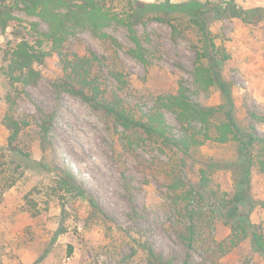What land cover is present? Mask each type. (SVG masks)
<instances>
[{
	"label": "rangeland",
	"instance_id": "obj_1",
	"mask_svg": "<svg viewBox=\"0 0 264 264\" xmlns=\"http://www.w3.org/2000/svg\"><path fill=\"white\" fill-rule=\"evenodd\" d=\"M141 1L163 5L199 1L208 7L233 1L245 9L264 7V0ZM18 14L21 21L0 26V264H264L263 254L249 238L231 247L232 224L215 211L218 203L212 205L204 197L198 205L195 193L189 205L182 194L185 189L199 192L201 169L220 198H232L249 185V198L240 208L250 212L264 234V173L251 167V180L245 181L241 141L208 140L185 155L176 146L126 130L111 115L56 90L54 84L64 73L58 52L36 64L41 72L37 84L14 93L3 66L11 47L28 36L32 23L41 22ZM211 14L208 27L230 56L221 73L232 87L239 135L245 141L251 132L259 136L249 154L255 158L260 139L264 140V21L245 23L238 17L215 19ZM178 24L181 33L175 36L165 21L137 23L148 50L146 63L130 54L135 44L128 29L118 24L108 31L120 46L85 29L65 42L64 51L108 57L110 64L100 73L104 87L139 114L151 110L159 96L177 93L182 84L203 105L229 104L220 86L205 90L196 83L204 36L184 17ZM112 71L123 73L125 82ZM9 93L16 102L13 113L23 123L17 151H11V130L4 121ZM167 116L174 131L182 134L176 116L171 112ZM211 134L216 135L215 128ZM71 172L73 183L85 189L84 197L61 187ZM175 181L185 187L173 190ZM189 210L199 211L193 248L181 239L187 233Z\"/></svg>",
	"mask_w": 264,
	"mask_h": 264
},
{
	"label": "trees",
	"instance_id": "obj_2",
	"mask_svg": "<svg viewBox=\"0 0 264 264\" xmlns=\"http://www.w3.org/2000/svg\"><path fill=\"white\" fill-rule=\"evenodd\" d=\"M18 12L37 17L41 22L32 23L27 31L28 36L11 47L7 58L8 63L3 66L5 75L14 87V93L22 92V87L37 84L41 79V72L36 68V64L44 63L53 52H58L64 73L54 84L57 91H67L93 109L102 110L111 115L126 130L133 129L164 145L176 146L185 155H189L194 147L203 145L208 140L221 143L232 139L240 140L242 151H246L240 158L243 162L242 166L245 167V170L241 169L244 172L245 181L249 183L251 180V167L259 168L264 173V140L260 139L262 145L256 157L249 155L259 136L251 132L245 141L239 135L240 128L233 113L232 87L221 73V65L230 56L225 47L217 45L208 27V19L213 12L215 19H219L220 16H230L238 17L245 23L262 22L264 7L245 9L233 1H225L223 7L218 5L208 7L199 1L179 5L168 2L163 5L141 0H0V26L7 28L14 22L21 21ZM181 17L198 26L204 36L205 49L199 52L195 66L196 83L205 90L213 85L220 86L229 104L203 105L193 97L190 88L182 84L177 93L159 96L151 110L139 114L134 108H130L121 96L115 92L108 93L104 87L100 73L105 66H109L108 57L100 56L95 52L79 55L64 51L65 42L85 29L104 41L120 46L118 39L108 31L112 25L118 24L128 29L135 44V47L129 50L130 54L146 63L149 56L148 50L143 38L139 35L137 23L143 21L147 24V20L152 18L165 21L172 26L174 35L179 36L181 31L178 22ZM42 23L45 27L41 26ZM114 76L120 83L125 82L123 73L117 71ZM7 102L10 107L4 121L11 130L9 136L11 151H17L16 142L23 129V123L14 115L16 102L13 93H9ZM223 111L225 114L222 118L220 115ZM167 112L176 116L183 128L182 134L174 131ZM213 128L216 131L215 136L211 134ZM201 174L199 192L194 189L182 191L189 205L191 200L196 199L195 193L198 194L195 200L198 205L204 201V197H207L212 205L218 203L215 211L222 213L232 224V232L228 239L231 247L238 246L243 240L249 238L254 249L264 256V234L251 220L250 212L240 208L241 203L249 198V185L247 188L239 189L232 198H220L216 191L213 192L211 189L207 171L201 169ZM74 181V174L71 172L68 173L67 178L62 179L60 185L68 190H77L84 197L85 189L76 186ZM170 187L178 190L185 185L179 186L175 181ZM91 200L96 206L94 200ZM198 213V210H189L187 233L181 235L182 241L189 248H193L199 235L197 232L199 222H196Z\"/></svg>",
	"mask_w": 264,
	"mask_h": 264
}]
</instances>
